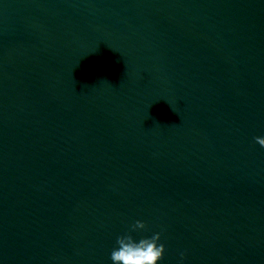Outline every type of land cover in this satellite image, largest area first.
<instances>
[{"label":"water","instance_id":"obj_1","mask_svg":"<svg viewBox=\"0 0 264 264\" xmlns=\"http://www.w3.org/2000/svg\"><path fill=\"white\" fill-rule=\"evenodd\" d=\"M264 0H0V264H264Z\"/></svg>","mask_w":264,"mask_h":264},{"label":"clouds","instance_id":"obj_2","mask_svg":"<svg viewBox=\"0 0 264 264\" xmlns=\"http://www.w3.org/2000/svg\"><path fill=\"white\" fill-rule=\"evenodd\" d=\"M256 143L264 147V137H254ZM147 224L142 220L132 223L128 231L116 237V246L110 253L112 264H160L166 252V246L161 243L162 232H155L150 237L138 240L132 233L146 230ZM181 264L186 259V252H180Z\"/></svg>","mask_w":264,"mask_h":264}]
</instances>
